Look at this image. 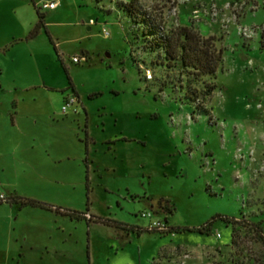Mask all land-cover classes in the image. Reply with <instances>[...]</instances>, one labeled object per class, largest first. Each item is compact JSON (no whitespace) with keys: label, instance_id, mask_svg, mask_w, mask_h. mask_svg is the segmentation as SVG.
Here are the masks:
<instances>
[{"label":"rangeland","instance_id":"rangeland-1","mask_svg":"<svg viewBox=\"0 0 264 264\" xmlns=\"http://www.w3.org/2000/svg\"><path fill=\"white\" fill-rule=\"evenodd\" d=\"M128 1L0 0V190L51 208L0 203V264H264V0H138L168 35L213 38L199 77L145 45ZM217 216L235 221L167 232Z\"/></svg>","mask_w":264,"mask_h":264},{"label":"trees","instance_id":"trees-1","mask_svg":"<svg viewBox=\"0 0 264 264\" xmlns=\"http://www.w3.org/2000/svg\"><path fill=\"white\" fill-rule=\"evenodd\" d=\"M138 0H129L127 3H120L119 8L125 13L126 17L133 23L136 31L140 28V33L143 39H145V45L151 50H159L163 53V57L168 62H173L174 65H179L182 69H188L192 74L199 76H213L218 65L221 62V50L215 49L212 43V37H202L195 31L188 27H180L174 31L172 35L164 32L162 26L150 17L145 11L139 10L137 6ZM38 21L35 25V30L44 27V14L36 9ZM260 48L264 49V30L260 34L259 40ZM201 112L207 113L203 108L197 107ZM7 203H15L19 208L31 206L40 208H49L41 202L33 199L22 198L16 195L7 196ZM173 205L167 199H158L156 201L157 214L171 213ZM67 215L71 219H80L79 213L67 212ZM219 219L224 222H232L234 219L227 217L217 216L211 221L207 222L201 227L197 228H168L167 232H182V231H197L200 233L209 232L211 229V223L213 220ZM103 223L111 224L119 231L128 234L129 232H136L139 235L143 230L140 228L129 227L119 222H110L108 220H102ZM165 225L167 224V218H164Z\"/></svg>","mask_w":264,"mask_h":264},{"label":"built area","instance_id":"built-area-1","mask_svg":"<svg viewBox=\"0 0 264 264\" xmlns=\"http://www.w3.org/2000/svg\"><path fill=\"white\" fill-rule=\"evenodd\" d=\"M57 7V3L55 1L51 2H43L39 5L40 10H52ZM103 34L104 36L108 35V32L105 28H103ZM87 57L86 56H81V57H72V62L74 63H80V62H86ZM144 79L146 81H150L152 79V73L149 70H146L144 73ZM74 103L73 98H66L65 104L62 106V110H66L67 107L71 106ZM7 202V195H5L3 192L0 191V203ZM146 215V214H145ZM147 217L153 216L151 212H147ZM90 218V217H87ZM152 229H158V230H165L166 225L163 220L155 217L154 220H152L150 226Z\"/></svg>","mask_w":264,"mask_h":264},{"label":"crops","instance_id":"crops-1","mask_svg":"<svg viewBox=\"0 0 264 264\" xmlns=\"http://www.w3.org/2000/svg\"><path fill=\"white\" fill-rule=\"evenodd\" d=\"M60 2V1H59ZM58 2V3H59ZM62 4H61V2H60V4H58V7H56L55 9H52V10H44V11H46L47 13H49L51 16L52 15H54L57 11H58V8L61 6ZM1 192H3L2 190H0ZM4 193V192H3ZM27 207V206H26ZM31 207V206H30ZM23 208V207H22ZM36 208H40V207H36ZM43 209H47V208H43ZM47 210H51V208L49 207ZM55 213H58V211H60V210H58V209H55ZM63 213V215L64 214H66L67 212H65V211H63L62 212ZM157 218H159V219H161V217L160 216H158ZM80 219H83V218H81L80 217ZM79 220V219H78ZM162 220V219H161ZM163 221H164V219H163ZM87 222V221H86ZM88 223V222H87Z\"/></svg>","mask_w":264,"mask_h":264}]
</instances>
